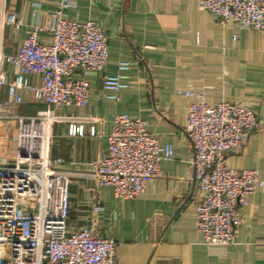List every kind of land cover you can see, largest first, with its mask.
<instances>
[{
	"label": "crops",
	"instance_id": "1",
	"mask_svg": "<svg viewBox=\"0 0 264 264\" xmlns=\"http://www.w3.org/2000/svg\"><path fill=\"white\" fill-rule=\"evenodd\" d=\"M55 3L0 0V52L15 54L30 25L50 22ZM9 13L19 21L16 32L4 22ZM66 15L100 23L108 49L102 72H76L88 81L87 105L59 107L52 125L50 156L63 158L59 167L70 176L69 228L87 226L98 236L113 237L116 264H264V30L223 24L201 0H74ZM38 39L49 43L50 34L40 32ZM120 60L131 63L133 82L111 100L102 78L116 73ZM3 69L9 77L16 72L9 64ZM29 80L38 83L35 76ZM186 90L204 91L209 104L241 101L263 124L240 151L226 156L229 167L256 169L263 181L239 209L237 235L226 247L204 244L196 229L199 190L191 165L194 151L184 132L192 101ZM20 94L12 114L30 116L45 108L31 91ZM7 100L2 87L0 101ZM116 113L144 119L161 144L173 146V157L160 161L143 192L125 200L117 199L111 187L99 186L92 167L107 151ZM71 123L82 124L83 134L69 135ZM7 125L13 135L17 122L0 121L1 128Z\"/></svg>",
	"mask_w": 264,
	"mask_h": 264
},
{
	"label": "built area",
	"instance_id": "2",
	"mask_svg": "<svg viewBox=\"0 0 264 264\" xmlns=\"http://www.w3.org/2000/svg\"><path fill=\"white\" fill-rule=\"evenodd\" d=\"M71 6L74 0H56L47 25H30L15 54L0 52V88L8 94L6 102L0 101V121L17 122L13 135L10 125L0 127V245L10 247V264H116L113 237L98 236L87 226L69 228L70 176L59 167L64 159L50 156L56 110L88 102V81L77 70L102 72L108 60L101 24L67 17ZM201 6L223 24L233 21L238 27L264 30V0H201ZM4 22L17 31L15 14L9 13ZM44 31L50 34L49 43L38 39ZM7 64L16 68L13 77L3 69ZM130 67L129 61L120 60L116 73L103 76L108 99L117 100L132 84ZM30 76L38 83H30ZM22 90L31 91L45 108L30 116L12 114ZM183 94L192 98L184 132L194 151L191 165L199 190L196 229L204 244L226 247L237 235L239 209L263 185L256 169L229 167L226 156L240 151L263 124L241 101L209 104L204 91ZM68 133L82 135L83 125L71 123ZM89 134H95L93 126ZM107 141V151L92 163L93 175L120 200L142 193L160 161L173 157L171 143L161 144L144 119L126 113L113 115ZM30 200L38 203L36 213L28 210Z\"/></svg>",
	"mask_w": 264,
	"mask_h": 264
},
{
	"label": "rangeland",
	"instance_id": "3",
	"mask_svg": "<svg viewBox=\"0 0 264 264\" xmlns=\"http://www.w3.org/2000/svg\"><path fill=\"white\" fill-rule=\"evenodd\" d=\"M37 206H38V203L35 200H30L28 203L29 212L36 213ZM70 219H69V223H70ZM10 263H11L10 262V247L7 245H0V264H10Z\"/></svg>",
	"mask_w": 264,
	"mask_h": 264
}]
</instances>
